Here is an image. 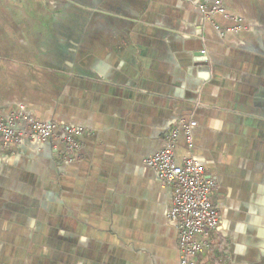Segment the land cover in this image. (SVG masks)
Wrapping results in <instances>:
<instances>
[{
    "label": "crops",
    "instance_id": "1",
    "mask_svg": "<svg viewBox=\"0 0 264 264\" xmlns=\"http://www.w3.org/2000/svg\"><path fill=\"white\" fill-rule=\"evenodd\" d=\"M19 107L81 133L0 155V264H179L146 162L173 128L215 181L195 263L264 264V0H0V119Z\"/></svg>",
    "mask_w": 264,
    "mask_h": 264
},
{
    "label": "built area",
    "instance_id": "2",
    "mask_svg": "<svg viewBox=\"0 0 264 264\" xmlns=\"http://www.w3.org/2000/svg\"><path fill=\"white\" fill-rule=\"evenodd\" d=\"M179 125L191 148L196 122L180 120ZM177 131L178 128L169 131L165 135V147L150 155L146 162L156 171L159 180L171 187L167 217L175 224L179 264H196V255L211 247V237L218 229L220 216L212 200L214 179L193 158L184 159L180 164L175 162L173 149ZM80 133L79 128L35 119L19 107L0 119V155L24 139L61 141L71 153L79 149L75 137Z\"/></svg>",
    "mask_w": 264,
    "mask_h": 264
},
{
    "label": "rangeland",
    "instance_id": "3",
    "mask_svg": "<svg viewBox=\"0 0 264 264\" xmlns=\"http://www.w3.org/2000/svg\"><path fill=\"white\" fill-rule=\"evenodd\" d=\"M27 260V258H24V262Z\"/></svg>",
    "mask_w": 264,
    "mask_h": 264
}]
</instances>
